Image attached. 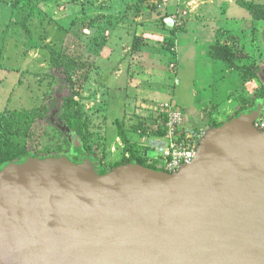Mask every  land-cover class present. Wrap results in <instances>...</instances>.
<instances>
[{"label": "rangeland", "instance_id": "obj_1", "mask_svg": "<svg viewBox=\"0 0 264 264\" xmlns=\"http://www.w3.org/2000/svg\"><path fill=\"white\" fill-rule=\"evenodd\" d=\"M243 1L0 0V118L6 112L23 115L27 110L26 116L35 120L25 129L23 121L7 116L3 120L11 124L0 131L11 130L10 138L28 145L37 157L49 135L56 133L55 124L68 131L63 120L53 122L50 113L42 120L41 111L33 114L51 100L50 92L60 95V86H67L63 74L56 75V58L61 59L63 50L79 61L71 69V87L81 95L77 98L85 122L82 136L97 167L107 168L128 156L118 137L120 123L128 127L139 150L149 149L146 157L163 166L164 142L142 129L166 123L162 111L166 104L182 113L179 137L188 129L205 135L215 120L231 118L246 97L252 99L249 109L260 112L255 124L264 122V20H256ZM99 12L107 16L104 26L86 28L81 34L85 19ZM25 16L29 20L24 28L20 22ZM203 24L217 30L215 37L204 31ZM161 27L174 38V45L165 46ZM138 33L169 52L148 48L132 52ZM214 42L230 44L243 55L235 61L238 66H258L257 81L244 83L241 72L214 60L209 54ZM157 137L165 138L166 133Z\"/></svg>", "mask_w": 264, "mask_h": 264}, {"label": "water", "instance_id": "obj_2", "mask_svg": "<svg viewBox=\"0 0 264 264\" xmlns=\"http://www.w3.org/2000/svg\"><path fill=\"white\" fill-rule=\"evenodd\" d=\"M259 113L209 129L172 173L130 162L101 174L90 155L8 162L0 264H264Z\"/></svg>", "mask_w": 264, "mask_h": 264}, {"label": "trees", "instance_id": "obj_3", "mask_svg": "<svg viewBox=\"0 0 264 264\" xmlns=\"http://www.w3.org/2000/svg\"><path fill=\"white\" fill-rule=\"evenodd\" d=\"M241 5L244 6L251 14L254 16L256 20H264V4H257L254 3L251 0L243 1L241 2ZM107 16L105 14H101L99 12L92 14L88 16L87 19L83 22V27H81V34H84V31L86 28H91L95 30H99L100 27L104 26V21L106 20ZM29 16H25L23 20L20 22V25H22L24 28L26 24L28 23ZM104 23V24H102ZM173 32H175L173 30ZM172 34V33H171ZM175 35V33H173ZM81 36V35H80ZM79 37V35H77ZM170 35L164 38V44L165 46L174 45L175 42ZM107 42V41H106ZM106 44V43H105ZM103 45V48H106L107 45ZM146 44V41L142 36L140 35H134L133 41L131 43L132 52H138L140 51L144 45ZM209 54L214 60H221L224 61L229 68L235 69L238 72L242 73L243 82H251V81H257V71H260V68L258 66H238L235 61L237 59H240L243 57V55L239 54L236 49L230 45V44H220L219 42H214L211 44ZM102 52V51H100ZM172 54L176 56V52L172 51ZM61 59H57V74L65 77V83L67 86H60L61 94L56 95L54 91L49 93V96L51 97V100L49 102L45 103L42 108L35 109L33 114H37L41 111V120L42 119H48L49 113L51 115V118L55 119L52 120L53 122H57L60 120H63V122L66 124L67 130L65 131L64 128L59 127L57 124H55L56 127V133L49 135L48 140L46 141L44 148H43V154H38L39 157H48L53 154L56 155H70L73 161H78L83 158V156L88 155V151L86 150L85 146V140H83V125L84 121L82 118V115H80V100L81 95L77 92H75L71 87V81L73 79L71 69L78 64L79 61L73 60L69 58V54L66 50H63L61 53ZM68 55V56H67ZM80 57V55H78ZM77 61V63H76ZM83 65V64H81ZM54 74V73H53ZM58 81H61L60 78H58ZM62 79V78H61ZM62 95V96H61ZM79 97V98H76ZM244 103V105L241 106V108L235 112V115H238L242 112H245L249 109L250 104H248L249 101H251V98H242L241 99ZM61 103V105H59ZM58 106V110H54L55 107ZM9 113L6 112L2 114L1 121H0V129H4L9 127L11 124V121L13 122H20L23 121L22 128L27 129L30 125L35 124V120L32 116H26V112L23 113V115L12 113L8 115ZM8 116V119L11 120L6 123V120H3ZM231 116V117H233ZM166 119V117H164ZM230 119V118H228ZM223 122H219L217 120L214 121V123L210 126L211 128L217 127ZM5 126V127H4ZM4 127V128H3ZM118 137L121 140V142L124 145V150L126 155L128 154L125 159L120 160L118 162H114L110 164L107 168L106 167H97V171L101 174L106 173L115 167L130 163V162H137L143 165H146L148 167L154 168V169H164L163 166L157 164L156 162H151L147 155L144 154L145 149L140 151L138 147V143L132 142L127 134V129L124 126V124L120 123L118 124ZM145 134L147 133L149 136H163L167 132L166 123L161 124V128H157V125L154 127H147L142 129ZM49 132H47L48 134ZM74 133V134H72ZM11 130L8 131H0V148L2 149L0 153V169L6 165L8 162L13 160H24L30 156H33L31 153V149L28 145H17L16 142L10 138ZM184 136V135H181ZM80 137V140L78 139ZM182 138V137H181ZM80 141V143L78 142ZM6 146V147H4ZM92 157V156H91ZM93 160L96 163V159L92 157Z\"/></svg>", "mask_w": 264, "mask_h": 264}, {"label": "built area", "instance_id": "obj_4", "mask_svg": "<svg viewBox=\"0 0 264 264\" xmlns=\"http://www.w3.org/2000/svg\"><path fill=\"white\" fill-rule=\"evenodd\" d=\"M163 117H166V137L163 140L164 170L172 173L191 163L199 147L203 133H197L188 129L184 137H179L182 128V113L170 104L162 106ZM256 126L264 130V122H258Z\"/></svg>", "mask_w": 264, "mask_h": 264}, {"label": "crops", "instance_id": "obj_5", "mask_svg": "<svg viewBox=\"0 0 264 264\" xmlns=\"http://www.w3.org/2000/svg\"><path fill=\"white\" fill-rule=\"evenodd\" d=\"M203 26H204V31L205 32H212L214 35H213V37H215V34H216V32H217V30H214L212 27H210V26H206V24H203ZM157 28V27H156ZM160 31H162V33H165V34H163V35H165V37H167L169 34L168 33H166V30L164 31V28L163 27H161V28H158ZM140 33H142V32H140ZM140 33H138L139 35H141ZM161 33V34H162ZM210 35V34H209ZM147 36V35H146ZM144 34L142 35V37L145 39V41H146V44H145V46L143 47V49L142 50H144V49H146V48H148V49H152V50H157V52H160L161 50H163V51H165L166 53L167 52H169V51H167V49H165V47L164 48H159L160 47V45H159V47H154L153 46V44L150 42V40L146 37ZM177 39H178V37H177ZM177 39H176V42H177ZM149 45H152V46H149ZM157 46V45H156ZM163 53V52H162ZM143 54V53H142ZM154 54H156V52H154ZM218 61V60H217ZM133 80H135V78H133ZM250 84H252V83H254L253 81H251V82H249ZM126 129H127V131H129L128 130V127H126ZM151 137H154L153 139H155L156 141H158L159 139L160 140H165V138L163 137V138H160V137H157V136H151ZM130 138V137H129ZM146 152L148 153L149 152V149H145V152H144V154H146ZM148 155V154H147Z\"/></svg>", "mask_w": 264, "mask_h": 264}]
</instances>
